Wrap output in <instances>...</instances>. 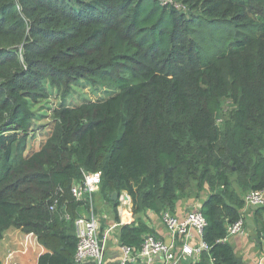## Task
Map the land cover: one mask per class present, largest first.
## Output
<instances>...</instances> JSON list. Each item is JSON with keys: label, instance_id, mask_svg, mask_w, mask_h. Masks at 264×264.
<instances>
[{"label": "trees", "instance_id": "1", "mask_svg": "<svg viewBox=\"0 0 264 264\" xmlns=\"http://www.w3.org/2000/svg\"><path fill=\"white\" fill-rule=\"evenodd\" d=\"M173 1L185 10L0 0V242L16 228L47 248L36 264H75L84 204L71 188L101 172L104 199L127 193L134 216L174 213L178 200L208 191L193 211L206 218L210 251L191 264H246L222 241L244 197L264 191V0ZM80 80L110 95L63 100L49 137L28 153L34 108ZM149 235L159 239L137 218L121 227L120 245L138 251Z\"/></svg>", "mask_w": 264, "mask_h": 264}, {"label": "crops", "instance_id": "2", "mask_svg": "<svg viewBox=\"0 0 264 264\" xmlns=\"http://www.w3.org/2000/svg\"><path fill=\"white\" fill-rule=\"evenodd\" d=\"M206 192L208 195V191ZM117 200L113 201L111 198L110 202L106 201L99 189L93 195L92 206L84 205L75 210L76 213L79 212L81 215H90L92 212L99 219L102 237L106 236L104 264H120L121 227L133 223L137 218L145 220L148 226L156 232L159 239L169 244L174 243L176 251L180 250L182 245L180 238L174 239L167 231L161 214L148 212L145 215L134 216L132 201L129 200L124 203V201L119 199L118 203H115ZM202 202H194V200L182 198L177 201L175 211L172 213L179 218H184L191 211L199 209ZM61 204L66 209H72L71 207H73L69 204V200H64ZM116 204H118L117 207ZM258 209L245 204L241 214L245 219L246 234L244 236H233L229 240L236 254L246 264H264V219L261 221L264 212H258ZM112 227L114 228L110 231ZM9 249L14 251L7 254ZM47 251V248L38 241L35 235L25 234L21 230H14V228L7 230L3 240L0 242V260L2 264H36L38 258ZM11 253L13 256H11ZM192 261V258L185 257L182 264H191L194 262ZM153 264H161L160 259L156 258Z\"/></svg>", "mask_w": 264, "mask_h": 264}, {"label": "built area", "instance_id": "3", "mask_svg": "<svg viewBox=\"0 0 264 264\" xmlns=\"http://www.w3.org/2000/svg\"><path fill=\"white\" fill-rule=\"evenodd\" d=\"M160 1L170 3L176 9L185 10V6L174 3L173 0ZM101 177V172L84 173L83 181L74 184L71 188L73 198L84 205L92 206L93 195L101 185ZM244 200L248 206L264 207V191H252ZM56 207L57 203L50 210L54 211ZM65 218L71 220L68 212L65 214ZM162 220L171 236L174 239L180 238L182 242L180 250L176 251L174 243L169 244L153 236H148L138 251L133 247L121 245L120 264H153L156 258L160 259L161 264H182L185 257L198 259L203 253L210 251L209 245L203 240L207 221L200 210L193 211L184 218L165 212ZM75 229L78 240L74 256L75 264H104L106 236L102 237L100 222L95 214L91 212L90 215H79L75 219ZM245 234L246 224L242 217L228 226L227 235L222 242H229L231 237L244 236ZM11 256H13L12 253Z\"/></svg>", "mask_w": 264, "mask_h": 264}, {"label": "rangeland", "instance_id": "4", "mask_svg": "<svg viewBox=\"0 0 264 264\" xmlns=\"http://www.w3.org/2000/svg\"><path fill=\"white\" fill-rule=\"evenodd\" d=\"M85 80H80L76 85H73L70 92L65 94L63 97V93L57 91L55 89L49 90V98L47 100H43L40 105L34 108V111L41 116L39 120H34L33 125V133L32 138L29 143L30 152L38 151L43 143L49 137L52 127H53V120L51 117L52 111L59 106V104L64 100V102L68 105L77 106L82 104L84 101L92 100L95 101L98 98H106L110 95L109 92L103 91V88H92L91 86L83 87L82 83ZM87 82V81H86ZM88 83V82H87ZM89 84V83H88ZM229 116L232 115L233 109H228ZM246 193H243V195ZM207 195V192L204 190L200 195H198L197 191H193L192 194L186 199L194 200V202H202L204 197ZM181 200V199H180ZM262 211L263 209H258V212ZM153 213L151 210L144 211L141 215H145L147 213ZM162 215V213H161ZM264 217V216H263ZM261 218L263 221L264 218ZM16 230V228H14ZM18 230V229H17ZM260 233V232H259ZM13 249H9L7 254Z\"/></svg>", "mask_w": 264, "mask_h": 264}, {"label": "bare ground", "instance_id": "5", "mask_svg": "<svg viewBox=\"0 0 264 264\" xmlns=\"http://www.w3.org/2000/svg\"><path fill=\"white\" fill-rule=\"evenodd\" d=\"M117 198H118V197H117ZM119 199H120L121 201H124V200L126 199V200H125L126 202L129 201V200L131 201V198H130V196H129L127 193H123V194L119 197ZM123 199H124V200H123ZM163 214H164V213H163ZM162 216H163V215H162ZM163 224H164V223H163ZM74 225H75V221H74ZM164 226H165V225H164ZM165 228H166V227H165ZM167 231H168V230H167ZM149 236H150V235H149ZM147 237H148V236H147ZM159 240H161V239H159ZM162 241H163V240H162ZM202 255H203V254H202ZM202 255H201V256H202ZM201 256H200L198 259H193V258H192V259H193L194 262H197V261L200 260ZM193 261H192V262H193Z\"/></svg>", "mask_w": 264, "mask_h": 264}, {"label": "water", "instance_id": "6", "mask_svg": "<svg viewBox=\"0 0 264 264\" xmlns=\"http://www.w3.org/2000/svg\"><path fill=\"white\" fill-rule=\"evenodd\" d=\"M118 197V194L115 192L112 194V200L115 201Z\"/></svg>", "mask_w": 264, "mask_h": 264}]
</instances>
